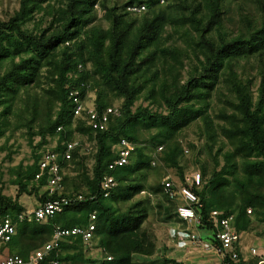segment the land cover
I'll list each match as a JSON object with an SVG mask.
<instances>
[{
    "label": "trees",
    "instance_id": "1",
    "mask_svg": "<svg viewBox=\"0 0 264 264\" xmlns=\"http://www.w3.org/2000/svg\"><path fill=\"white\" fill-rule=\"evenodd\" d=\"M141 5L145 10H128ZM254 78L259 83L252 91ZM71 92L83 107L77 116ZM213 93L222 105L211 115ZM115 100L117 113L108 116L104 130H93L88 102L101 114ZM139 100L146 105L135 106ZM196 123L201 145H183L184 130ZM19 129L27 135L31 163L8 170L15 195L0 187V220L17 221L26 211L22 196L33 195L37 207L47 200L70 202L43 222L17 221L2 255L26 261L50 241L54 226L92 222L89 241L65 237L36 264H179L153 258L167 245L158 247L154 230L144 226L148 197L128 204L145 189L146 173L156 169L146 146L160 148L157 160L175 171L172 191L187 186L183 159L192 155L200 175V186L191 187L199 200L195 231L211 233L206 243L219 244L209 218L213 210L232 215V227L247 238L253 224L264 229V0L235 7L231 0H18V8L0 19V150L11 148L7 142ZM122 138L133 153L127 165L109 169ZM75 139L93 143L90 173L80 160L87 155L82 147L63 156ZM47 151L57 153L62 175L61 189L50 197L47 176L35 180ZM68 170L81 174L71 178ZM109 176L115 185L104 197L101 184ZM148 191L162 199L157 208L163 220L180 226L167 229L168 242L184 245L186 225L175 213L183 202L170 199L162 181ZM97 249L99 257L87 256ZM248 254L238 251L230 264H252Z\"/></svg>",
    "mask_w": 264,
    "mask_h": 264
},
{
    "label": "built area",
    "instance_id": "2",
    "mask_svg": "<svg viewBox=\"0 0 264 264\" xmlns=\"http://www.w3.org/2000/svg\"><path fill=\"white\" fill-rule=\"evenodd\" d=\"M159 4H163L165 0H158ZM131 12H140L145 10L143 5L139 7L128 8ZM72 101L74 103V115H80L83 110L81 102L77 97V92H71ZM117 108H107L103 113L99 114L94 108H89L86 112L88 116V123L93 130H104L110 114H116ZM82 147L84 153H88L89 148L86 143L80 141H73L66 144V149L63 153L65 159L70 158V153L76 149ZM116 152V159L112 164L108 166L109 169L115 167H121L127 165L129 158L133 153L134 146L126 139L122 138L118 144L114 147ZM160 150V148H159ZM57 153L45 152L39 162V172L35 175V180H38L42 175L47 176V184L45 190L48 196L54 195L61 189L62 175L60 167L57 163ZM187 186L177 188L172 191L173 187L171 177H166L162 180L164 185V192L169 195L170 199L176 198L178 201L183 202L182 205H178L175 209L177 218L184 222L185 236L187 241H190L196 247H201L205 252L212 254L213 257L218 259L215 264H230V262L238 261V251L248 250L249 257L252 260V264H264V251H257L253 247H246L242 244V233H237L232 227L233 216L227 215L223 211L213 210L209 214V218L213 223L215 230V238L218 241V245H212L204 242L195 231L196 226L199 225V219L196 216L193 206L198 205L199 200L197 196L192 192L191 187L200 186V175L198 172L191 173L188 178L184 177ZM115 185L112 177H105L102 181L101 188L104 190V197L108 195L109 190ZM80 199V198H79ZM70 200H47L40 204L33 210H27L22 214H19L16 218L18 222L21 221H35L43 222L48 218H51L54 214L59 213L62 207L69 203ZM250 212L249 210L247 211ZM94 220V215L90 216V221ZM10 217H5L0 220V245L6 244L10 238L15 234L16 222ZM94 224L90 222L85 228H72V229H61L58 226H54L52 237L49 242L44 244L39 250L32 253L29 258L24 261L16 255H2L5 254L0 251V264H36L49 252L54 251L58 248L60 241L68 236L80 235L83 241L87 242L92 236L94 231ZM240 253V252H239ZM106 261L110 260V257L105 258ZM244 261H248V257L243 258ZM52 264H63L58 261H54Z\"/></svg>",
    "mask_w": 264,
    "mask_h": 264
},
{
    "label": "rangeland",
    "instance_id": "3",
    "mask_svg": "<svg viewBox=\"0 0 264 264\" xmlns=\"http://www.w3.org/2000/svg\"><path fill=\"white\" fill-rule=\"evenodd\" d=\"M243 2L244 0H237L238 2ZM235 0H231V6L235 7ZM246 4V3H244ZM18 8V0H0V19L5 17L6 14L12 13L14 10ZM38 17V16H37ZM104 23H102L103 25ZM106 27V25L104 24ZM252 75L255 76V72L253 71ZM259 83V79H253L251 90L255 91L257 88V85ZM213 95H215L213 93ZM91 97H93V94H91ZM218 96H212L211 98V106L212 111H210V114L213 115L214 112L219 108L221 102L218 103L219 97ZM114 107H117L120 104V100L114 101ZM146 105V102H142L139 100L135 106L137 105ZM87 106L89 108H93L92 104L88 102ZM231 112V111H228ZM199 124V122L197 121ZM197 123L192 124L190 127L184 130L183 133V145L187 144L188 142H195L199 146L201 145V142L197 140ZM13 136L9 138V141L7 142V146L11 148H3L0 150V187H3V194L7 196L13 197L15 195V188L9 185V172L8 170L12 167L17 166L18 164L26 165L28 163H31V148L28 145L27 141V135L25 133L24 129L19 130H13ZM78 138L77 140H79ZM38 138L34 139V142L37 141ZM76 140V139H75ZM76 140V141H77ZM81 140V139H80ZM83 142V140H81ZM4 139H0V147L4 144ZM54 143H52V146ZM86 145L89 148L88 153L85 157V159H80L82 162V166L90 173L92 165H93V158H92V151L94 152L93 143L86 141ZM50 146V145H49ZM185 147V146H183ZM159 148L152 149L149 146H146L144 149V154L150 157V165L153 166L155 171H150L146 173V183H145V189L137 194L131 202L128 204H131L135 201L144 200L148 197V203L144 204L147 209V220L145 222V227H150L154 230L158 243V247H161L162 245H167V249L163 250L162 248L158 249L156 252V255L153 257L157 259L158 261H161L163 258H172L175 259L179 264H215L217 263L218 259L212 256V254H209L208 252H205L203 248L196 247L194 244H192L190 241H187V238L185 239L184 245H177L171 246L170 243L167 240V229L175 228L179 229L180 226L175 221H168L165 222L163 220L162 212L157 208L158 203L162 202V199L153 196L149 194L148 188L150 186H154L157 181H162L166 177H174L175 171L172 169H168L161 165V163L157 160V153ZM84 153V152H83ZM89 155V156H88ZM185 166V176L188 178V176L191 173H196L198 171V166L193 162V157L190 153L186 154V156L183 159ZM70 170V168H69ZM69 176L73 178L77 172H69ZM82 172V169H80ZM81 172H78L81 174ZM145 172V171H143ZM77 173V174H78ZM233 189V186L229 185V190ZM21 203L25 206L26 210H33L37 207V201L36 198L31 196H22L20 199ZM179 227V228H176ZM198 231V229H197ZM200 236L202 237L203 241L205 242L207 238L211 236V233L209 231H198ZM248 238L253 239V236L255 237L253 243L248 242L247 246L254 247L256 250L259 251V246L264 247V243L262 240H264V229H262V226L253 224V229L248 233ZM247 238V239H248ZM262 241V242H261ZM164 242V243H163ZM0 251L3 253H7L8 250L6 248V245H0ZM100 250H89L87 251V256H91L92 258L99 257Z\"/></svg>",
    "mask_w": 264,
    "mask_h": 264
},
{
    "label": "crops",
    "instance_id": "4",
    "mask_svg": "<svg viewBox=\"0 0 264 264\" xmlns=\"http://www.w3.org/2000/svg\"><path fill=\"white\" fill-rule=\"evenodd\" d=\"M244 238V241H242V243H244V245L247 247V243L248 242H252L253 240H251L250 238H246V237H243ZM259 246V251H264V247H261L260 245H258ZM254 248V247H253ZM258 251V250H257ZM258 251V252H259ZM245 252L247 253V251L245 250ZM247 256H244V258H246Z\"/></svg>",
    "mask_w": 264,
    "mask_h": 264
},
{
    "label": "clouds",
    "instance_id": "5",
    "mask_svg": "<svg viewBox=\"0 0 264 264\" xmlns=\"http://www.w3.org/2000/svg\"><path fill=\"white\" fill-rule=\"evenodd\" d=\"M27 211V210H26Z\"/></svg>",
    "mask_w": 264,
    "mask_h": 264
}]
</instances>
